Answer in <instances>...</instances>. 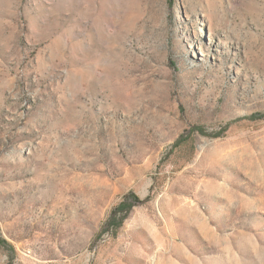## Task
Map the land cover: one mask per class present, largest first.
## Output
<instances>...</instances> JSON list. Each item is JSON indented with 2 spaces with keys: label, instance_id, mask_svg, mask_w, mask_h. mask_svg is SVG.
I'll list each match as a JSON object with an SVG mask.
<instances>
[{
  "label": "rangeland",
  "instance_id": "1",
  "mask_svg": "<svg viewBox=\"0 0 264 264\" xmlns=\"http://www.w3.org/2000/svg\"><path fill=\"white\" fill-rule=\"evenodd\" d=\"M0 238V264H264V0H0Z\"/></svg>",
  "mask_w": 264,
  "mask_h": 264
},
{
  "label": "trees",
  "instance_id": "2",
  "mask_svg": "<svg viewBox=\"0 0 264 264\" xmlns=\"http://www.w3.org/2000/svg\"><path fill=\"white\" fill-rule=\"evenodd\" d=\"M142 204L139 197L135 196L133 193L127 195L124 200L113 210L111 217L108 221V228L114 231L118 230L123 222L126 220L130 211L137 205ZM1 246H9L8 242L0 238Z\"/></svg>",
  "mask_w": 264,
  "mask_h": 264
}]
</instances>
